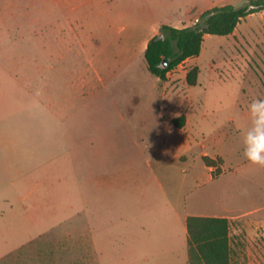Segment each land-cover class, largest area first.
<instances>
[{"label": "rangeland", "instance_id": "374dc122", "mask_svg": "<svg viewBox=\"0 0 264 264\" xmlns=\"http://www.w3.org/2000/svg\"><path fill=\"white\" fill-rule=\"evenodd\" d=\"M246 1L0 0V264H186L184 214L230 218L231 264H264V167L242 155L264 10L165 80L133 46Z\"/></svg>", "mask_w": 264, "mask_h": 264}, {"label": "trees", "instance_id": "16d2710c", "mask_svg": "<svg viewBox=\"0 0 264 264\" xmlns=\"http://www.w3.org/2000/svg\"><path fill=\"white\" fill-rule=\"evenodd\" d=\"M264 10V0H247L241 7L227 4L203 11L197 23L185 27L161 25L159 33L147 42L144 60L149 73L160 80L188 58L197 57L202 49L205 35H231L240 21L250 14ZM166 66L163 67V61ZM198 68L192 67L186 74V82L193 86L197 81ZM184 117L174 120L178 128L183 126ZM206 166L215 168L216 177L220 169L214 160L203 157ZM188 264H231L233 239L230 221L223 217L189 216L186 220Z\"/></svg>", "mask_w": 264, "mask_h": 264}, {"label": "clouds", "instance_id": "9594fccd", "mask_svg": "<svg viewBox=\"0 0 264 264\" xmlns=\"http://www.w3.org/2000/svg\"><path fill=\"white\" fill-rule=\"evenodd\" d=\"M246 111L250 125L242 134V155L249 164L264 167V98L253 99Z\"/></svg>", "mask_w": 264, "mask_h": 264}, {"label": "crops", "instance_id": "0c3cea01", "mask_svg": "<svg viewBox=\"0 0 264 264\" xmlns=\"http://www.w3.org/2000/svg\"><path fill=\"white\" fill-rule=\"evenodd\" d=\"M94 0H82L78 3H75V0H54V3L55 5L60 9V11L62 13H70V12H73L75 11L77 8L83 6L84 4L86 3H90V2H93ZM161 25H164L162 22H159V21H154L150 27H149V34L147 37L143 38L140 40V42H136V44H134L133 46H135L136 48L139 49V52L140 53H143L144 54V50L146 48V45H147V42L149 41L150 38H152L153 36L155 35H158L159 33V30L158 28L161 26ZM166 25V24H165ZM239 25V24H238ZM237 25V26H238ZM137 25L135 26L134 24H130L129 25V29L132 30V29H136ZM237 28V27H236ZM235 28V30H236ZM119 30H126V27H121ZM234 30V32H235ZM233 32V33H234ZM232 33V34H233ZM231 34V35H232ZM129 37L132 36L131 33L128 34ZM231 35H228V36H231ZM129 37H125V43L124 45L127 46L128 45V42H127V38ZM206 37H210V35H205L204 39ZM225 37V36H224ZM227 37V36H226ZM60 42L64 39L62 34H60L59 38ZM77 39V38H76ZM77 41V40H76ZM195 58V57H194ZM191 58H188L186 59L184 62H186L187 60H189ZM92 63H94V60H92ZM92 68H93V72H97V70L95 69V65L92 64ZM157 78V77H156ZM158 79V78H157ZM159 80V79H158ZM179 214H176L175 216H178ZM189 216H200V215H190V214H184L183 217H180L178 216L179 220H178V223L180 225V229L182 230V239H184L185 243H186V251H187V228H186V220ZM201 217H222V216H201ZM223 218H226V217H223ZM229 221L231 220L230 218H227ZM181 239V238H180ZM163 244V243H162ZM163 249V248H162ZM167 250V248H166ZM185 262L186 264H188V252H187V257L185 259Z\"/></svg>", "mask_w": 264, "mask_h": 264}, {"label": "water", "instance_id": "95a60500", "mask_svg": "<svg viewBox=\"0 0 264 264\" xmlns=\"http://www.w3.org/2000/svg\"><path fill=\"white\" fill-rule=\"evenodd\" d=\"M158 36H159L160 38H163V36H162L161 34H158ZM162 65H163V67L166 66V61H165V60L163 61V64H162Z\"/></svg>", "mask_w": 264, "mask_h": 264}]
</instances>
